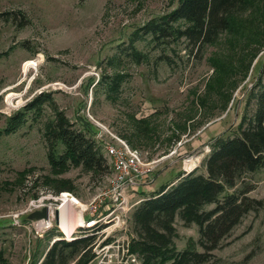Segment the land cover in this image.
I'll use <instances>...</instances> for the list:
<instances>
[{"label":"rangeland","instance_id":"rangeland-1","mask_svg":"<svg viewBox=\"0 0 264 264\" xmlns=\"http://www.w3.org/2000/svg\"><path fill=\"white\" fill-rule=\"evenodd\" d=\"M180 2L0 0V264H40L52 243L65 238L57 215L62 193L83 205L75 204L76 213L87 220L93 215L90 203L111 191L114 176L104 141H124L146 160L160 162L139 191L130 188L126 209L91 226L76 225L71 237L88 230L96 238L87 259L77 257L70 264H129L135 256L142 263L131 248L136 207L145 196L177 182L183 171L204 173L213 139L237 129L264 61V0H252L233 17L231 31L201 47L176 34L155 38L144 29L164 23ZM18 12L27 18L25 26ZM32 60L37 65L25 69ZM44 94L39 109H26ZM21 112L25 117L11 130ZM59 113L106 157L99 170L57 162L65 146L46 133ZM188 160L194 163L190 169ZM244 187L262 204L204 264H264V166L229 191ZM105 204L99 216L109 209ZM45 206L53 211L48 228L39 224L43 219L29 218ZM174 227V249L205 251L198 224H186L178 214Z\"/></svg>","mask_w":264,"mask_h":264},{"label":"trees","instance_id":"trees-1","mask_svg":"<svg viewBox=\"0 0 264 264\" xmlns=\"http://www.w3.org/2000/svg\"><path fill=\"white\" fill-rule=\"evenodd\" d=\"M251 1L181 0L164 16V23L157 22L144 29L155 38L176 34L201 47L214 43L227 30L231 31L233 17L246 11ZM18 14L19 23L25 26L27 18L20 12ZM179 20L188 22V25L185 28L173 27V23ZM249 91L250 98L237 129L213 139L210 154L204 162L205 172L198 173L196 168L189 173L183 171L177 182L172 181L152 195L145 196L134 210L137 237L132 240L131 248L142 258L140 264H204L242 219L262 204L261 200L248 195L250 187L233 192L229 189L235 188L245 174L264 166V61ZM45 96L33 100L26 109H39ZM24 114L21 112L13 117L16 121H12L11 130L19 126ZM46 134L48 139L61 140L65 146L63 160L57 161L59 163L70 160L99 170L106 162V157L96 149L92 138L83 130L76 129L63 113H59L49 125ZM209 204H214V207L206 209ZM178 214L186 224L199 225L201 237L198 242L204 252L174 249V220ZM84 231V234L71 239L55 240L40 264H70L77 257L87 259L96 234Z\"/></svg>","mask_w":264,"mask_h":264},{"label":"built area","instance_id":"built-area-1","mask_svg":"<svg viewBox=\"0 0 264 264\" xmlns=\"http://www.w3.org/2000/svg\"><path fill=\"white\" fill-rule=\"evenodd\" d=\"M105 140V139H104ZM105 142L104 148L107 155L113 161V173L114 176L111 180V191L102 195L103 197H98L91 205L90 217L85 219L83 214L84 223L87 226L94 225L95 223L99 222L103 218H108L113 215L117 209L121 208L126 209L129 205V192L130 188L136 187L137 191H139L140 187L144 184L142 183L144 179L149 178L152 176L155 168L158 166L160 160H146L143 154L136 148L130 147L124 141H121L120 144ZM153 181V178H152ZM66 194L71 193H62L61 197L59 198L61 202L64 201V197ZM98 200V201H97ZM110 200L107 204L106 201ZM43 202L40 200L38 201V206L41 207ZM78 204V203H76ZM103 204L110 206L109 209H105V213L103 216H99V212L101 211V206ZM37 206V202L33 204ZM62 205V203H61ZM79 205V204H78ZM90 205H86L84 210H87ZM104 205V206H105ZM87 208V209H86ZM59 212V208H58ZM89 213V214H90ZM52 216L53 211H50V218L43 219L39 222L40 225L42 221L49 225H52ZM115 219H118L117 222L120 220V217L117 215ZM51 220V223H48ZM47 227V228H48ZM65 233V232H64ZM66 239H70L67 234H65ZM138 259L135 257L132 258V261L129 264H139L137 261Z\"/></svg>","mask_w":264,"mask_h":264},{"label":"bare ground","instance_id":"bare-ground-1","mask_svg":"<svg viewBox=\"0 0 264 264\" xmlns=\"http://www.w3.org/2000/svg\"><path fill=\"white\" fill-rule=\"evenodd\" d=\"M33 65H37V63L35 61H28L25 63V69H28L29 66H33ZM192 160V159H191ZM194 165L193 162H191L190 160L187 161V166L190 169L192 166ZM74 196L70 195V194H66L64 197V201L62 202V205H60L59 208V225L62 226V228L64 229V231L67 233L68 237L70 238L73 233L76 230V225L82 223H84V219H83V214L82 213H76V208H75V204L78 203L79 201L75 198ZM80 204V202H79ZM81 206V204H80ZM83 209V205L81 206ZM74 215V216H73ZM73 216V217H71ZM70 217V221L73 219L72 224H66V219H68ZM48 223H51V220H49ZM42 226H44V228H47L49 225H47L46 223H44V221H42ZM72 238V237H71Z\"/></svg>","mask_w":264,"mask_h":264},{"label":"water","instance_id":"water-1","mask_svg":"<svg viewBox=\"0 0 264 264\" xmlns=\"http://www.w3.org/2000/svg\"><path fill=\"white\" fill-rule=\"evenodd\" d=\"M58 215V211H57ZM30 219H48L50 218V209L49 207L45 206L42 210L34 211L29 215Z\"/></svg>","mask_w":264,"mask_h":264}]
</instances>
